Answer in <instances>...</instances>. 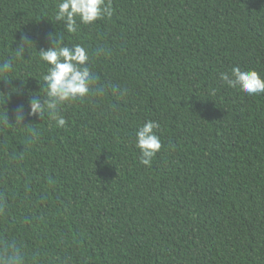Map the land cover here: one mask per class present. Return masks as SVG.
Here are the masks:
<instances>
[{"label": "trees", "instance_id": "trees-1", "mask_svg": "<svg viewBox=\"0 0 264 264\" xmlns=\"http://www.w3.org/2000/svg\"><path fill=\"white\" fill-rule=\"evenodd\" d=\"M56 3L0 0V62L24 36L36 47L0 80V264H264V94L220 80L264 77V0H112L71 34ZM56 32L106 89L62 128L27 116ZM148 120L151 166L135 146Z\"/></svg>", "mask_w": 264, "mask_h": 264}, {"label": "clouds", "instance_id": "clouds-1", "mask_svg": "<svg viewBox=\"0 0 264 264\" xmlns=\"http://www.w3.org/2000/svg\"><path fill=\"white\" fill-rule=\"evenodd\" d=\"M113 11L112 0H57L55 19L62 23L64 31L71 34L76 33L81 24L91 25L105 17L110 18ZM32 46L35 47L29 37H22L19 46L15 48V55L0 62V80H11L3 77L14 73L13 61L24 57ZM37 52L40 61L46 65L42 77L44 96H30L27 116L39 117L41 120L50 117L57 127L62 128L67 123L61 115L66 106L106 94L105 86L89 67L90 55L82 44L66 45L63 37L56 32L49 37V46ZM220 80L228 87L248 95L264 94V77L254 69L233 67L230 73H221ZM24 113V105L21 104L16 110V123H22ZM159 128L157 121L148 120L135 134V146L140 152V163L143 165L151 166L153 158L161 150V139L156 134Z\"/></svg>", "mask_w": 264, "mask_h": 264}]
</instances>
